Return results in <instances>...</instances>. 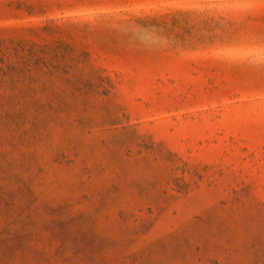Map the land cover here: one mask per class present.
Instances as JSON below:
<instances>
[{
	"label": "rangeland",
	"instance_id": "374dc122",
	"mask_svg": "<svg viewBox=\"0 0 264 264\" xmlns=\"http://www.w3.org/2000/svg\"><path fill=\"white\" fill-rule=\"evenodd\" d=\"M0 264H264V0H0Z\"/></svg>",
	"mask_w": 264,
	"mask_h": 264
}]
</instances>
